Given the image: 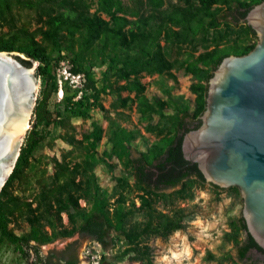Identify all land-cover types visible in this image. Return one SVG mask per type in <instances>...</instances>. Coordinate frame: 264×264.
I'll use <instances>...</instances> for the list:
<instances>
[{"label":"trees","instance_id":"1","mask_svg":"<svg viewBox=\"0 0 264 264\" xmlns=\"http://www.w3.org/2000/svg\"><path fill=\"white\" fill-rule=\"evenodd\" d=\"M262 1L0 0V51L25 55L27 59L17 57L27 66L38 61L36 73L42 80L32 128L0 193V247L13 246L18 264H32L31 250L38 256L36 264H78L73 244L45 256L40 247L77 234L106 246L112 234L118 249L111 261L157 264L149 240L187 229L198 210L180 202L193 201L195 189L207 182L198 165L184 157L183 136L201 125L209 81L222 60L244 55L257 44L256 31L243 19ZM64 58L84 80L76 87L64 80L63 96L52 108L60 91L57 68ZM96 65L105 66L98 76ZM181 69L197 79L190 85L193 107L172 97L149 98L145 75L177 81L175 72ZM109 93L116 95L113 111L102 101ZM134 104L144 131L124 123L130 120L125 109ZM95 108L103 112L107 128L94 120L78 138L71 118L90 119ZM52 129L65 130L59 136L71 149L51 160L53 172L43 171L35 192L27 196L17 185L27 169H36L32 160ZM104 137L109 147L100 152ZM115 157L123 169L112 174L115 184L108 190L99 183L96 168L103 164L113 173L116 164L109 160ZM229 190L241 195L236 186ZM228 223L224 239L232 247L222 248L220 256L209 252L207 259L257 264L253 250L264 254V249L249 232L243 213ZM23 225L28 230L17 233ZM107 259L103 254L98 262Z\"/></svg>","mask_w":264,"mask_h":264},{"label":"water","instance_id":"2","mask_svg":"<svg viewBox=\"0 0 264 264\" xmlns=\"http://www.w3.org/2000/svg\"><path fill=\"white\" fill-rule=\"evenodd\" d=\"M243 20L258 42L244 55L225 57L215 69L201 125L184 134L182 149L207 182L239 188L248 230L264 249V0ZM17 56L27 59L0 51V193L32 128L24 132L41 86L39 62L27 66Z\"/></svg>","mask_w":264,"mask_h":264},{"label":"rangeland","instance_id":"3","mask_svg":"<svg viewBox=\"0 0 264 264\" xmlns=\"http://www.w3.org/2000/svg\"><path fill=\"white\" fill-rule=\"evenodd\" d=\"M23 17L29 21L33 20L30 13H24ZM104 68L105 66L96 65L93 67V71H95L98 76ZM175 73L177 75V81L157 74L145 75L143 77V82L147 84V95L149 98L158 96L165 100L170 97L181 99L193 107L195 94L190 90V85L197 79L191 74H186L183 69L177 70ZM126 95H128V92L124 91L123 96ZM102 97L105 107L113 111L111 104L116 95L109 93L103 94ZM60 99V94L58 92L51 100V107L54 108L55 103L60 101ZM125 112L130 115V120L124 122L125 125L128 127L137 126L144 131L145 122L140 121V114L136 110V105L134 104L130 109H125ZM166 112L172 113V109L168 108ZM91 114L92 118L90 119L82 117L71 118L70 127L74 128L78 138H81L85 132H88L92 128V122L94 120L99 121L105 129L107 128L108 123L101 110L98 108L92 109ZM157 120L158 116L155 117V121ZM30 125H32V121H30ZM64 131V129H52V135L47 138L45 144L36 153L35 158L32 160L36 165V169H27L22 181L17 185L18 188L22 189L23 194L30 196L31 193L35 192L37 188L36 179L43 171H47L48 174L53 172L51 160L54 157L62 158L63 154L71 149V145L59 136L60 133H64ZM147 135L150 136L151 140L156 138L149 133H147ZM107 147H109V144L107 138L104 137L101 142H99L98 150L101 152ZM109 161L116 164L115 171L113 173L109 172L105 165L100 164L96 168V174L101 186L111 190L115 184L112 174H121L123 165L116 157ZM82 203L83 205L85 204L84 201H82ZM180 205L187 207L195 206L198 210V214L190 222L187 229L174 232L168 239L153 237L149 240L155 250L156 263L231 264L227 261L220 263V259L209 260L207 259V255L209 252H212L220 256L222 248L230 249L232 247V243H225L224 234L226 231L230 230L228 223L230 217L242 212V196L236 195L234 192L230 191L229 188L216 189L211 183L206 182L195 189V199L193 201L180 202ZM160 208L164 209L163 205H160ZM11 226H13V224ZM23 227V229H17L16 232L21 234L29 228L27 225H23ZM113 239V235L110 234L107 239V245L104 246L87 236L77 234L72 238L58 239L52 243L45 244L40 247V252L44 256L48 255L51 251L60 254L67 246L73 244L72 250H74L78 256V264H140V262H133L128 259L124 261H111L118 249V245H115ZM103 254H106L108 259L103 262H98ZM233 254H236V250H233ZM17 256L18 253L13 249V246L2 245L0 247V264H18ZM30 262L32 264L39 262L35 250H31ZM19 264H25V262L21 261ZM257 264L263 263L258 262Z\"/></svg>","mask_w":264,"mask_h":264},{"label":"built area","instance_id":"4","mask_svg":"<svg viewBox=\"0 0 264 264\" xmlns=\"http://www.w3.org/2000/svg\"><path fill=\"white\" fill-rule=\"evenodd\" d=\"M57 72L59 75V83H60V98L63 96L62 85L64 80H69L72 86H82L84 80V74H75L70 70V61L68 58H64L60 61V64L57 68Z\"/></svg>","mask_w":264,"mask_h":264},{"label":"flooded vegetation","instance_id":"5","mask_svg":"<svg viewBox=\"0 0 264 264\" xmlns=\"http://www.w3.org/2000/svg\"><path fill=\"white\" fill-rule=\"evenodd\" d=\"M253 251H254V254L252 255V259H258V262H262L264 264V254L256 250H253ZM50 253H52V251Z\"/></svg>","mask_w":264,"mask_h":264},{"label":"bare ground","instance_id":"6","mask_svg":"<svg viewBox=\"0 0 264 264\" xmlns=\"http://www.w3.org/2000/svg\"><path fill=\"white\" fill-rule=\"evenodd\" d=\"M35 64H37V62H36ZM29 125H30V123H29L28 120H27V123H26L25 129H24V132H25L26 129L29 127ZM23 134H24V133H23Z\"/></svg>","mask_w":264,"mask_h":264}]
</instances>
